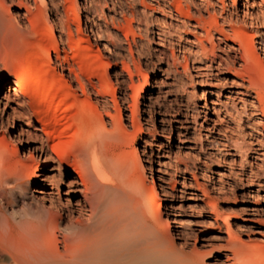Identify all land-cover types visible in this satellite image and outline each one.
<instances>
[{
	"label": "bare ground",
	"instance_id": "1",
	"mask_svg": "<svg viewBox=\"0 0 264 264\" xmlns=\"http://www.w3.org/2000/svg\"><path fill=\"white\" fill-rule=\"evenodd\" d=\"M150 1L158 9L150 7L146 0H130L128 10L123 7L118 17L114 12L115 18L109 16L112 26L99 14L95 18L87 17L84 24L75 26L63 11L64 0H0V86L5 87L0 99V264H264V221L258 218L262 208L245 206L237 209L240 214L227 215L210 201L197 181L188 186L208 200L202 207L213 212L201 224L210 225L211 231H196L184 226L179 230L178 241L172 239V223L179 225L181 222L176 217L181 205L171 204L167 208L166 221L160 223L161 226L167 224L166 231L149 222L151 211L147 194L131 185L124 172L102 150L103 141L112 135L113 129L127 132L117 98L109 92V75L96 71L86 77L74 63L82 43L91 48V39L81 35L84 26L95 41L106 40L103 48L108 44L117 45L119 52L115 54L123 55L121 67L114 75L123 84L124 73L132 75L127 61L133 60L132 47L139 57L147 22L158 10L161 17L156 20L160 25L156 27L157 32L152 31L151 39H156L158 46L156 58L165 65L164 70L161 67L159 70L174 79L185 78L190 85L195 82L193 76H205V80L199 82L210 81L207 83L209 90L201 89L198 94L205 105V97L210 96V102L215 104L222 92L226 96L229 93L228 100L233 89H241L249 96L254 94L255 101L250 105L260 115L253 121L256 123L254 129L264 144V89L246 81L243 74L249 65L264 72V0H230V10L227 0ZM76 2H73V11L78 10ZM83 3L88 9L95 6V0H83ZM101 17L103 26L95 22ZM121 19L130 22L124 39L118 30ZM167 22L168 27L172 23L188 36L184 38L186 45L177 46L184 60L181 66L173 51L170 56L166 53L170 40L163 27ZM128 36L132 37V44L128 42ZM32 37L43 40L36 44L39 67L34 63V72L21 76L5 58L14 46L25 44ZM196 60L201 66L193 63ZM40 69L44 76L41 87L46 83L41 92L34 94L35 98L29 99L26 91L36 88ZM75 87L80 89L84 99L75 97L74 104L83 100L90 103L94 99L99 110L94 111L96 116L92 118L95 128H88V133L85 130L87 135L82 141L81 135L75 134L81 142L74 151L75 141L65 142L70 150L67 152L58 147L60 142L56 141V144L52 140L54 136L49 137L44 125H38L34 99L37 94L44 96L52 88L69 91ZM188 94L192 100L197 91L191 88ZM140 95L138 92L134 99L132 115L139 111ZM122 103L130 107L125 94ZM160 104L162 107L158 106L155 122L161 135L170 137L176 133L178 149L185 147L184 142L195 135L206 139V135L198 133L192 122L193 116L187 110L178 112L171 120L165 115L168 106ZM87 106L90 107L88 103ZM211 108L215 112V107ZM195 112L200 111L196 109ZM78 118H71L76 133L82 126ZM86 119L83 118V127L89 121ZM6 132L13 134L9 138L12 147L25 139L26 154L23 152L19 156L8 148V140L3 135ZM136 132H143L141 126ZM262 173L264 175V169ZM181 185L186 186L184 178ZM242 214L246 216L244 219L240 217Z\"/></svg>",
	"mask_w": 264,
	"mask_h": 264
},
{
	"label": "rangeland",
	"instance_id": "2",
	"mask_svg": "<svg viewBox=\"0 0 264 264\" xmlns=\"http://www.w3.org/2000/svg\"><path fill=\"white\" fill-rule=\"evenodd\" d=\"M75 1H77L76 3L78 5L77 11H73L72 8L74 0H64L65 3L63 4V11L67 14L69 22L75 26L79 23L84 24L87 17L95 18L97 14L103 15L112 26V21L109 20V16H113V18L118 17L120 8L124 7V10H128L131 3L130 0H114L115 2L112 0H95V6L88 9L87 6H84L83 0ZM146 3L150 7L158 9L154 2L146 0ZM226 5L227 9L230 10V0H227ZM113 12L116 16L113 15ZM150 17L147 22V33L142 35L144 41L142 53L138 57L135 48L132 47L133 60L131 58L127 60L129 61L128 64L132 75L128 76L124 73L123 84L114 75L116 70L121 67L120 57L123 55L119 56L115 54L119 52L116 48L117 45L113 47L108 44L106 48H103L102 46L106 44V40L95 41L89 32L84 30V26L82 27L81 35L91 39V48L85 43L81 44V47L83 46L84 49L80 47L81 49L77 52L74 60L75 66H79L78 68L81 71L83 70V74L88 77L90 74L96 73V71L109 75L111 81L110 87L113 88H109L111 90L109 92L113 93L117 98L123 117V126L127 127L126 133L130 134L128 135L120 129H113L112 135L102 143L104 154L117 165L119 170L124 172L125 179L131 185L139 192L147 194L150 203L149 211H151L148 220L163 232L167 228V224L161 226L160 223L166 221L167 208L171 204L174 206L181 205L176 215L177 219H180L181 222L179 225L173 222L170 232L171 238L176 241H178L179 230L184 226L196 231L207 232L212 230L209 228L210 225L201 224L213 211L210 208L208 210L204 209L202 204L205 200H208L188 186L189 183L194 185L195 181L206 192L210 201L216 203L217 208L225 214H240L237 209L251 206L262 208L263 212L258 218L264 221V175L262 173L264 169V144L257 130L254 129V124L256 123L253 121L258 119V117L260 118V115H257L259 112L257 111L255 113L252 105H250V102L255 101L252 98L255 95L251 93V96H249L244 94L245 92L241 89H233L234 93L231 94L228 100L226 97L229 93L226 96V93L222 92L218 101H213L215 104L210 102L212 100L210 96L205 97L207 99L205 105L203 100L198 98L201 89L205 91L209 90L207 83H210V81L205 82L206 84L199 82L205 76H193L195 82L190 85L189 80L185 78L174 79L172 75H164L159 68L161 67L164 70L165 65L159 62L155 56V50L158 49L156 39H151L152 31L157 32L156 27L160 25L157 20L161 17V14L156 10ZM114 21L116 20L114 19ZM95 22L102 26L104 25L102 17L99 21L95 19ZM168 22L165 27L162 26L165 28L166 38L168 41L170 40V45L167 46L166 53L170 56V52L173 51L177 63L181 66L184 64V60L180 57L181 50L178 51V47L181 48L186 45L185 39L188 36H185L186 33L172 23L168 27ZM129 23V20L125 22V20L121 19L120 21L118 30L122 39L127 35ZM132 25H134L133 29H135V24ZM41 40L40 37L28 38L25 44L20 43L14 46L11 49L12 51L8 53L10 55L6 56L7 63L12 66L11 68L13 70L16 69L21 76L33 73L35 70L34 63L39 67V62L36 57V44H39ZM128 42L132 44L131 36H128ZM217 55H220V53L217 52ZM194 61L193 63L195 65L201 66L198 63L199 61ZM32 66L34 67L33 70ZM179 66L178 69L181 70ZM94 67L95 69H99L95 70ZM201 72L205 71L202 70ZM262 73L264 72H261L260 69L252 65H249L243 71L246 81L255 83L256 87L264 89V74L262 75ZM38 76L40 82L38 80L36 88L33 91L31 89L26 91L27 97H30L29 99L35 98L34 94L41 92L42 87L46 83H43L41 87L44 79V76L41 75V69L38 71ZM145 77H148V82L145 81ZM220 77L223 76L220 75ZM211 82L214 83L213 80ZM194 84L195 86H192ZM191 88H195L197 91L196 98L192 100L187 96ZM54 89L52 88L44 96L40 94L38 97L37 94L38 98L36 97V100L34 99V102L36 101L37 103L35 107L36 116L37 118L39 117L38 119L36 118V121L38 125H44L43 127L48 130L47 132H51L48 135L51 139L53 136L55 137V139H52L55 143L56 141L61 143L56 144L62 150L69 152L70 150L66 143H69V141L72 142L73 139L75 142L72 150L74 151L82 141V137L84 138V135H87L89 129L92 130L95 128V122L92 118L96 116L94 115V111L97 113L99 108L94 99L91 100V104L88 100H85L86 102L84 100L80 101L85 102V104H79L80 102L77 103L78 105L74 104L73 99L75 97H79L81 100L84 99L79 88L75 87L69 91H62L56 88L60 93H57L56 89L54 92ZM4 92L5 87L1 85L0 99L4 95ZM138 92L139 95L141 94L137 107L139 111L135 115H132L131 111H135L132 106H135L134 99ZM238 92H242L243 94H239ZM124 94L127 97L130 107L122 103ZM87 103L90 107L87 106ZM160 103L162 105L166 104L163 107L170 106L169 109L168 107L165 108V115L167 114L168 119H174L178 112L183 113L187 110L193 116L192 122L196 125L195 127L198 129V133L203 136L206 135V139H200L198 135H195L193 138L186 140L187 142H184L186 148L178 149L179 141L176 133L170 137L167 134L161 135L159 125L155 122L158 118L157 109L158 106H161ZM74 105L75 108L73 107ZM211 107H215L216 113ZM95 108L97 109L95 110ZM80 109L82 110L80 111ZM196 109L200 111L197 114L195 112ZM91 112L93 113L91 114ZM78 115L80 118L77 117ZM125 115L129 116L128 121L125 120ZM75 116L81 119L82 123L81 129L77 131L79 133L73 131L76 129L71 123V118ZM203 116H205L204 119ZM85 117L87 118L86 120H93V123L90 122L91 128L88 127L89 121L85 123L87 129L83 127V122H85L83 118ZM137 126H141L143 129L142 133L136 132ZM82 128L87 133L86 131L82 133L84 132L81 131ZM132 133L134 134L133 136ZM75 134L81 135L80 142L78 139L80 137ZM3 135L8 140L7 145L12 152L17 153L19 156H22L23 152L26 154L27 143L25 139L15 147H12L9 138L13 134L6 132ZM214 141L215 143H213ZM186 170L187 173L184 172ZM202 170L204 171L203 176ZM183 178L185 179V187L181 185ZM260 185L261 187H259ZM154 191L157 193L155 194ZM181 191H183L182 194L180 193ZM240 217L244 219L246 216L242 214ZM230 224L233 225V220H231ZM242 239L247 240L246 236H242Z\"/></svg>",
	"mask_w": 264,
	"mask_h": 264
}]
</instances>
